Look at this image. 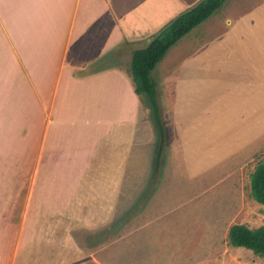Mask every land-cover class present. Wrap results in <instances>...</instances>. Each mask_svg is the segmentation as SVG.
Listing matches in <instances>:
<instances>
[{"label": "crops", "instance_id": "crops-1", "mask_svg": "<svg viewBox=\"0 0 264 264\" xmlns=\"http://www.w3.org/2000/svg\"><path fill=\"white\" fill-rule=\"evenodd\" d=\"M195 2L0 0V264H197L172 213L204 185L172 161L180 132L159 111L155 133L130 73L133 50ZM242 4L218 8L206 51L177 56L186 75L199 58L226 76L204 99L211 155L264 140V0Z\"/></svg>", "mask_w": 264, "mask_h": 264}, {"label": "rangeland", "instance_id": "rangeland-1", "mask_svg": "<svg viewBox=\"0 0 264 264\" xmlns=\"http://www.w3.org/2000/svg\"><path fill=\"white\" fill-rule=\"evenodd\" d=\"M228 1L235 2V0ZM255 1L243 0V4H251ZM231 6V3L224 6V11L230 10ZM221 10L212 13L183 38L177 40L152 70V76L159 84L157 94L159 111L164 116L166 124L176 126L180 132L179 143L182 148L180 154H176L172 161L178 162L182 170H184L183 166L185 167L186 177L199 182L198 191L201 184L204 185L201 188L204 193H201L202 195L198 193L193 201L185 205L187 209L197 206L196 216L192 214L188 216V213L184 212L185 206L181 208L182 211L178 209L172 214L176 216L179 213L182 217L181 223H188V227L181 231L182 239L187 238L189 241L196 236L197 243L194 248L197 249V264H264V256L257 255L243 246H233L227 241V229L231 223L244 222L249 226L264 223L263 205L251 196L249 189L250 172L259 160L264 161V140L259 145L241 149L240 152H233L235 148H228L233 153L227 155L216 153L221 149L214 148V153L211 155L204 133L203 109H206L204 99L206 94L209 97H218L221 94L223 88L220 83L225 82L222 81L226 76L219 67L208 68L199 58L196 67L191 71L188 70L191 74L186 75L181 66L182 58L177 57L184 50L197 51L198 55L206 51L205 45L211 42L210 39L218 37L217 33L223 32L226 28L221 26L223 22L219 21L222 17H217ZM231 79L237 81V73L233 74ZM192 93L196 96L195 101ZM214 101L217 102L216 98ZM150 117L155 128L153 130L157 134L156 119L153 114ZM172 140L173 136L170 135L165 140L166 155H171L167 150ZM184 142L188 144L183 145ZM182 162L186 164L192 162L195 170L183 165ZM204 164H211V170H200L199 167ZM203 199L204 202L200 203ZM122 223L121 219L119 227ZM186 230L188 235L184 234ZM204 239L205 242L200 243ZM87 258L86 262L92 264V257L89 255ZM107 262L111 263L110 260Z\"/></svg>", "mask_w": 264, "mask_h": 264}, {"label": "trees", "instance_id": "trees-1", "mask_svg": "<svg viewBox=\"0 0 264 264\" xmlns=\"http://www.w3.org/2000/svg\"><path fill=\"white\" fill-rule=\"evenodd\" d=\"M226 0H197L193 5L180 11L154 34L143 47L133 50L130 73L136 93L145 94L152 114L163 133L159 119L156 81L151 70L162 59L168 49L193 27L208 18ZM249 189L251 196L263 205L264 211V161L259 160L250 172ZM227 241L233 246H243L253 253L264 256V223L249 226L244 222L231 223L227 229Z\"/></svg>", "mask_w": 264, "mask_h": 264}]
</instances>
